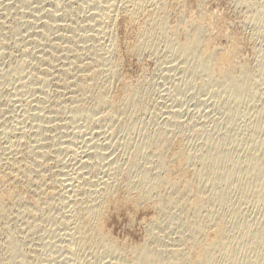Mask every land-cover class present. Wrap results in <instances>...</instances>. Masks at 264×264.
Listing matches in <instances>:
<instances>
[{
	"label": "rangeland",
	"instance_id": "rangeland-1",
	"mask_svg": "<svg viewBox=\"0 0 264 264\" xmlns=\"http://www.w3.org/2000/svg\"><path fill=\"white\" fill-rule=\"evenodd\" d=\"M97 1L0 0V163L2 162L0 164V178L3 181H0V187L2 186L0 190H8V192L9 188L12 190L11 197L8 196L9 192L3 198H0V264H22L25 258L26 264H118L119 261L123 264L130 257L126 249L143 242L145 243V241L147 244L149 242L150 246H158L160 243L158 247H165V249L171 244L176 248L179 247L178 244H180L179 248L185 247L181 245L183 243L182 237L183 239H187L186 236L188 235V238L190 237L193 225L187 224L193 223L195 218H202L204 215L203 220L201 218L198 220L203 222L207 228L212 223L210 222L211 219L209 221L210 216H213V213H219V210L220 212L227 211L226 208H228L229 203L230 206H236L238 208L236 209L241 214H238L239 216L236 214L238 218L234 216L237 219L233 217L235 221L249 219L248 221L255 226L256 223H261L264 219L260 215V212L264 215L263 210L261 211V207L264 209V197H257L254 192H251L252 189L255 191V187L252 188L250 182L247 184L250 185L246 187L247 189L249 187L246 191L241 188L238 189L236 186L237 181L243 180L242 178L235 179V183L234 178L230 179L233 183L229 179L224 184L216 183L218 172L212 169L208 170L210 167L207 166V168L198 160L188 162L187 166L184 164V169L180 168L181 170H179L177 167V170L174 167L177 165V160L174 159L176 156L173 152L182 151L186 155L190 153L189 155L192 156L194 153V156H197L199 153H202V150L203 152L206 150L205 147L203 148L204 142L221 141L224 138H232L233 134V137L236 136L235 134H238L239 143L237 141L235 144V142L232 143L230 141L231 144H226L225 149H227L226 151L232 158L243 156L244 149L249 144L247 142L253 139L252 135L254 134L252 128L250 129L252 124L249 123V120L253 121L254 115L258 111L257 106L261 97H258L259 101L253 99L254 101L257 100V102H254L248 96L241 95L239 100L234 103L231 99H226L227 95L225 93V95H222L223 93L220 92L218 97L216 91H221V84L218 82L219 85L215 82L213 85H204L205 79L203 77L205 76L203 72L201 74V72L192 70L194 65V59L192 58L195 57L189 55L187 58V56H183L180 52L178 53L177 46L181 40L186 38V30L189 31L188 33H191L196 26L194 24L201 21L200 18H202L201 27L203 26V29L201 28L200 31L203 33L200 32L201 43H206L209 40L208 42L212 41V47H216L214 49L218 54L215 53L214 63L217 64L219 62L218 57L225 53V56L234 65L232 72L234 76L238 74L239 70H246L245 72L257 73V77L261 79L264 75V0H141L143 7L141 8V12L137 13L135 22L133 21L132 23L128 19L129 12L126 10L127 6L131 5L132 0H111V3L109 0ZM104 1L109 4L104 3ZM93 2L95 3L93 4ZM124 2L125 5L128 2L129 4L125 6ZM113 3L116 4L114 5ZM101 4L104 8L100 6ZM94 5H99L97 11L101 9V12L102 9H105L109 5L110 7L113 6V9L116 10H113L112 7L110 10L109 7V13L112 18H104L101 16L100 11L94 13L96 11V6L94 7ZM163 5L167 8L165 9ZM111 11H114V14ZM256 12H260L259 18L257 20L251 19L253 13ZM92 14L96 15L94 16L96 18ZM162 14L165 16L163 17ZM97 15L100 17L98 18ZM150 15L151 17H149ZM147 17L150 19L148 18L147 20ZM206 17L208 18L206 19ZM190 18L194 19L193 22L191 20L193 24L190 22ZM195 18H199V20ZM96 19L99 20V24ZM100 22H103V25ZM185 22L191 23V27ZM143 23L146 28L143 26ZM156 23H162V26L165 23L166 27H164L170 26L168 28L172 30L175 28L173 32L177 34L169 30H167V33L164 30V33L160 25L157 24L159 25L158 27ZM100 24L101 27H99ZM216 24L218 25L216 26ZM140 30L143 31L141 37L142 33ZM183 30L185 31L183 32ZM146 34L149 35L147 36ZM164 34L167 36H164ZM168 35L173 37L170 36L168 38ZM135 36L139 37L140 41ZM163 36L165 37L164 39ZM145 38L148 39L147 42ZM169 39L171 43L168 42ZM101 46L108 49L111 47V51L107 48L104 49V47L101 48ZM102 52L106 56L105 54H101ZM98 55L99 57L97 58ZM101 55H103L102 58ZM93 56L97 59L95 60ZM104 57L107 58H105L107 61ZM216 58L218 59L216 60ZM94 60L95 62H91ZM86 62L88 63L86 64ZM100 62H103V65H111L112 63V66L107 65L108 67H105L101 65V67ZM106 62L108 63L106 64ZM22 64L23 66L20 68L19 66ZM86 65H89V67ZM96 65L97 68H95ZM85 66L87 67V71H91H88L90 74L85 71ZM98 66L100 69L104 68L105 72L102 69H98ZM93 68L94 71L96 70V73L92 71ZM108 69L109 71H106ZM116 73L118 75H115ZM262 80L264 79L262 78ZM125 82L128 83V86L133 85L134 87L133 97L130 101H128L130 93L122 88ZM260 89L261 92L259 90L258 93L264 96V89L261 87ZM96 95L98 97L105 96L99 99L105 98L103 100L108 101L107 104L103 103L102 100V102L98 100ZM221 97L223 98L221 99ZM111 101L114 103L113 105H111ZM256 103H258L257 106H254ZM245 125L249 129V133L248 129H245ZM168 129L170 132H167ZM241 130L245 132H241ZM257 133L254 136L257 138L262 137L261 132V135L259 132ZM20 137H22L21 141H18ZM157 141L158 144H156ZM161 141L164 142L161 143ZM159 143L163 144L161 148L158 146L160 145ZM14 144H17L15 145L16 148ZM10 149H14L15 151H10ZM8 152H13L14 155H11L13 153L9 155ZM97 152L101 155L98 156ZM152 155H156L159 160L160 158L163 160L162 166L175 160L173 163L176 165L173 166V170L172 167L167 165L169 168L166 166L167 168L164 167L163 171L165 172L166 169L171 172L175 171V173H172L174 174L173 176H182V181H179L181 184L184 180H187L190 187L197 185V183L198 187H192L190 190V187L185 184L177 185L175 183L177 186H181V188L182 186L183 188L185 187V189H181L175 186V184L168 188L162 183V185L157 183L159 187L156 186L153 193L159 191V194L155 195L152 193V197L154 198H150L151 200L142 201L138 206L121 200V198L124 199L126 191H124V188L126 189V184L123 183L124 177H129V182L132 179L136 181L138 175L145 171L146 168L151 175L153 174L151 172L161 176L164 174L161 172L162 169L160 171L157 170L162 168L159 165L161 160L158 162V158L156 160V157ZM162 155L165 156L162 157ZM9 157L11 158L10 160L7 159ZM15 158L18 160H14ZM11 160L15 162V166L11 163ZM17 161L19 163H16ZM130 161H133L136 165L132 166V171L130 170L132 173L129 172V175L125 171L129 163H132ZM173 163L171 162L170 165L172 166ZM227 163L228 161H226ZM15 167H18V171ZM139 167L142 168V171ZM200 167H204V171H201ZM11 168L13 172L14 170L16 171L14 173L11 172ZM19 169H23L22 172ZM184 171L186 174L182 175ZM196 171L198 175L194 176V174H197ZM199 171L204 172L203 174L201 173L203 176L200 175ZM207 171H210L211 175ZM81 172H84V174H79ZM176 172L178 173L176 174ZM78 174L80 175L78 176L79 178L76 176ZM124 174L125 176H123ZM6 175L8 176L6 177ZM207 175L210 176L208 177L211 184L209 180H205ZM72 176H76V180ZM211 177L214 178L215 184L219 186L213 187L214 184L212 185L213 180ZM12 178L14 179L11 182ZM83 178L85 182H82ZM101 180L103 182L100 184ZM107 180L108 183H106ZM109 181L112 183V187H117L113 189L111 187L113 193H116L114 195L111 192L112 194L105 201L108 204L104 202V205L106 204L104 211L106 212H104L102 218V226L107 239L112 242L114 241L116 246H114L115 249L113 248L114 251L112 248V251L107 250L105 246L99 243L89 246L87 244H84L85 246L81 245L82 241L78 240L80 239L78 235H76L77 241L80 244H77L76 236H71L75 238L72 239L70 235L74 231L75 221L72 218H75V212L79 211L78 205L85 204L82 200L86 195V202L91 197H96L97 194L94 192L100 191L103 186H107L106 184L111 185ZM190 181L192 182L191 185ZM206 181L210 186L206 184ZM113 182H115V185ZM187 182L184 181V183ZM133 183L135 182L133 181ZM201 183L204 184L202 185ZM136 184H138V180ZM186 186L189 188H186ZM205 186L210 187L211 192L213 188L214 190L216 188L217 191L223 190L221 192L229 203L225 199V203L227 204L222 207V204L210 201L209 199H215V197H212L214 190L209 194L210 197L207 194L210 193L209 189ZM176 187L178 191H176ZM199 187L201 191L203 188L205 190L208 189V192L205 191L206 195L209 196L208 200L205 194H200L205 192H201ZM3 188L6 189L4 190ZM163 189L165 190L163 191ZM169 189L171 194L169 193ZM184 190L186 191L183 203L182 199H179L181 200L179 201L177 196L180 193L182 194ZM192 190H195V194L192 193ZM175 192L179 194L177 195ZM12 193L14 194L13 197ZM196 194L201 195L200 197L204 200V204L202 205L204 209L199 208V211L193 212L190 207H186L188 205L186 202L191 200ZM158 195L160 196L158 197ZM165 195L164 200L162 196ZM182 195L184 196V193ZM204 195L206 198L203 197ZM116 196L120 198L116 199ZM155 196L157 197L155 198ZM173 197H176L179 202ZM113 198L116 199L114 202L111 200ZM157 198L158 200L161 198L160 200L162 201L159 200V202L163 203L164 206L162 207H166L164 210L161 205H154ZM166 198L169 199L167 200ZM75 199H80L79 201L82 203L80 202V204ZM155 199L156 201H154ZM77 201L78 204H75ZM152 201H154V204ZM256 201H258V204ZM175 203L177 205H174ZM184 204L186 209L184 208L183 210V206L181 205ZM218 204L222 208L220 207L219 209ZM262 204L263 206H261ZM156 206L157 210H155ZM215 209H217V212ZM190 212L194 214L195 218ZM207 212L210 214L208 215ZM258 217H261V219ZM68 218H70L69 221H71L73 227H70V222H67ZM153 218H155L154 221H152ZM63 219L69 223V228ZM234 219H232L233 222ZM204 220L210 222H207L208 226L204 223ZM228 220L230 219L225 220L226 223H228ZM62 221L65 223L66 228L62 225ZM188 226H190V229L187 228ZM67 228L70 229L72 233L67 231L71 234L66 231ZM151 232L152 234H150ZM155 234L158 237L160 236V239ZM10 235L14 237L18 246L16 253L13 251L9 252L7 249L6 242ZM178 235L181 236L180 239ZM155 238L160 241L157 245L155 244L157 242ZM67 239L68 241H66ZM72 246L74 247L71 248ZM244 250L241 248L238 251V254L240 252L239 255L241 256L238 258V263L236 264L240 263L239 259L241 258L242 264H246L245 261L249 259L245 255L246 252L242 254ZM238 254L237 257H239ZM223 261H221V264H226ZM227 264L229 263L227 262Z\"/></svg>",
	"mask_w": 264,
	"mask_h": 264
},
{
	"label": "bare ground",
	"instance_id": "bare-ground-1",
	"mask_svg": "<svg viewBox=\"0 0 264 264\" xmlns=\"http://www.w3.org/2000/svg\"><path fill=\"white\" fill-rule=\"evenodd\" d=\"M97 0H95V2H96ZM101 1V0H100ZM103 1V0H102ZM111 0H109V2H110ZM123 1H125V0H123ZM129 1H131V0H129ZM141 1V0H140ZM139 0H132L131 1V5L130 6H127L128 4H129V2H128V4L127 5H125V2H124V5L125 6H127L128 8H126V10L129 12V14H128V19H129V21L132 23L134 20H135V18H136V15H137V13H139V11L141 12V8L143 7L142 6V1L140 2ZM159 1V0H158ZM95 2H93V4L95 3ZM98 2V1H97ZM106 1H104V3H105ZM114 2V1H113ZM117 2V1H116ZM151 2H154V1H151ZM99 3V2H98ZM98 3H96V4H98ZM107 4H109L108 2H106ZM111 3V2H110ZM118 3V2H117ZM157 3V2H156ZM155 3V4H156ZM161 3V2H160ZM164 3V2H163ZM166 3V2H165ZM192 3V2H191ZM246 3V2H245ZM100 4V3H99ZM114 4V3H113ZM113 4H111V5H113ZM116 4V3H115ZM114 4V5H115ZM154 4V5H155ZM166 4H168V3H166ZM165 4V5H166ZM181 4V3H180ZM190 4V3H189ZM254 4V3H253ZM113 5V6H114ZM123 5V6H124ZM165 5H163V7L166 9L167 7H165ZM188 5V4H187ZM192 5V4H191ZM190 5V6H191ZM251 5V4H250ZM96 5H94V7H95ZM99 6V5H98ZM98 6H96L95 8V12L94 13H96V12H98V11H100L101 12V9H99L98 11H97V7ZM100 6H102V4L100 5ZM113 6H111L112 7V9H113ZM152 6V5H151ZM184 6V5H183ZM245 6V5H244ZM255 6V5H254ZM103 7V6H102ZM101 7V8H102ZM109 7H110V5L109 6H106L105 7V9H102V12L100 13L101 14V16L102 17H104V18H109V17H111L110 15V13H109V11L111 10V7H110V10H109ZM249 7H251V6H249ZM104 8V7H103ZM123 8V7H122ZM121 8V9H122ZM146 8V7H145ZM253 8V7H252ZM190 9H192V8H190ZM113 10H116V9H113ZM125 10V11H126ZM259 10V9H258ZM120 11H122V10H120ZM126 11V12H127ZM147 11V10H146ZM158 11V10H157ZM165 11V10H164ZM163 11V12H164ZM188 11V10H187ZM251 11V10H250ZM114 12V11H113ZM112 11H111V13H113ZM117 12H118V10H117ZM124 12V11H123ZM153 12H154V10H153ZM153 12H151V13H153ZM182 12H183V10H182ZM93 13V14H94ZM116 13V12H115ZM125 13V12H124ZM158 13V12H157ZM259 13L260 12H256V13H253V16L251 17V19H253V20H257L258 18H259ZM92 14V15H93ZM98 15H100L99 13H97ZM114 14V13H113ZM123 14V13H122ZM126 14V13H125ZM180 14H181V12H180ZM189 14V13H188ZM192 14V13H191ZM250 14H252V13H250ZM91 15V16H92ZM98 15H97V17H98ZM116 15V14H115ZM193 15V14H192ZM94 16H96V15H93V17ZM114 16V15H113ZM159 16H161V15H159ZM162 16L164 17L165 15H163L162 14ZM184 16V15H183ZM194 16V15H193ZM100 17V16H99ZM98 17V18H99ZM102 17H101V19H102ZM149 17H151V15L149 16ZM149 17H147V20H148V18ZM153 17V16H152ZM157 17V16H156ZM163 17H161V18H163ZM179 17V16H178ZM182 17V16H181ZM190 17V16H189ZM198 17V16H197ZM92 18V17H91ZM94 18H96V17H94ZM93 18V19H94ZM104 18L102 19V20H104ZM112 18V17H111ZM167 18V17H166ZM208 17H206V19H207ZM127 19V18H126ZM139 19V18H138ZM150 19V18H149ZM152 19V18H151ZM158 19V18H157ZM160 19V18H159ZM195 19H198L199 20V18H195ZM201 19V21H202V18H200ZM97 20V19H96ZM102 20H100V21H102ZM155 20V19H154ZM189 20V19H188ZM187 20V21H188ZM191 20H192V22H193V18L191 19L190 18V22H191ZM248 20V19H247ZM105 21V20H104ZM103 21V22H104ZM109 21H111V20H109ZM152 21V20H151ZM165 21V20H164ZM181 21V20H180ZM197 21V20H196ZM201 21H198V22H196V24H194V25H196L195 26V28L191 31V29H190V25H191V23L189 24L188 22H185V23H187V24H189V29H190V31H191V33H188L189 31L188 30H186L187 31V36H186V38L184 39V40H181L180 41V43H178V46L175 44V46H177V48H178V53L180 52L183 56H187V58H188V56L189 55H192V57H195V58H192V59H194V65H193V69L192 70H194V71H196V72H201V74H202V72H203V74H204V76L205 77H203L204 79H205V81H204V85H206V86H209V85H213L215 82L216 83H218L221 87H222V89H221V91H219L218 90V92L216 91V93H218L217 94V96L219 97V95H220V92L221 93H223L222 95H227V97H226V99L227 98H229V99H231L232 100V102L234 103V102H237V100H239V98H240V96L241 95H246V96H248V98H251L252 100L253 99H257L258 100V97L260 98L261 97V99H260V101L258 102V103H256L254 106H257V104H258V106H257V113H256V115H254V118H253V121H250L249 120V123H251L252 124V127H250V129L252 128V132L255 134V135H257L258 133L257 132H261L262 133V137H256V136H254V134L252 135L253 137V139L252 138H250V139H252V140H250V142H247V143H249L248 144V146L244 149V154H243V156H241V157H236V158H232L230 155H229V153L226 151L227 149H225L226 148V144H228V145H230L231 143H230V141L232 142V143H234L235 142V144H236V142L238 141V134H235L236 136L235 137H233L234 136V134H233V136H231L232 138H230V137H228L227 139H225L224 137H222V138H224V140H222L221 139V141H218V140H216L215 142H208V141H206V142H208V143H205L204 142V144H203V148L205 147V151L203 152V150H202V153H199V155H197V156H194V153H193V155L192 156H190L189 154H185V153H183L182 151H178V152H175V151H173L174 153V155L176 156V158H174V159H176L177 160V162H176V164H174L173 162L175 161H171L172 163H173V165L171 166L170 165V163L171 162H168L169 164H167V165H169L170 167H172V170L174 169V167H178L179 168V170H181L182 168H183V165L185 164H188V162H190V161H194V160H198V161H200L202 164H204L206 167L207 166H209L210 167V169L208 168V170H214V171H217L218 173H217V175H218V177L216 178V183H223L224 184V182L226 181V180H232L233 178H234V183L236 182V180L235 179H238V178H242L243 180H238L237 181V184H236V186L238 187V189L239 188H241L242 190H248L249 189V187H248V189L246 188L247 186H249L250 184H251V187L253 188V187H255V191H253L254 189H252L251 187V189H252V191L251 192H254L255 194H256V196L258 197V196H261V198H263L264 197V96L263 95H260L258 92H259V90H260V92H261V89H260V87L261 88H263L264 89V80H262V78L264 79V75L261 77V79H260V77L258 78L257 77V73H253V72H245V71H238V74H235L236 76H234L233 75V68H234V65H233V63L230 61V59L227 57V56H225L226 54L224 53L223 55H220L218 58H219V62L217 63V64H215L214 63V57H215V53H217V51H215V49H216V47H212V45H211V42L212 41H210V42H206V43H201V39H200V29L203 27H201V23L203 22H201ZM99 22V20H97V23ZM102 22V23H103ZM108 22V21H107ZM107 22H106V24H107ZM135 22V21H134ZM141 22H143V21H141ZM145 22V21H144ZM153 22V21H152ZM159 22V21H158ZM167 22V21H166ZM165 22V23H166ZM195 22V21H194ZM101 23V22H100ZM101 23V24H102ZM110 23V22H109ZM150 23V22H149ZM165 23H164V26L166 27V25H165ZM183 23V22H182ZM99 24V23H98ZM101 24L99 25V27H101ZM153 24H154V22H153ZM153 24H151V25H153ZM157 24H159L160 25V27H161V29H163L162 31L164 32V30L166 31V33H167V30H169L170 32L172 31H175V28H174V30H172V29H170V28H168V27H170V26H168L167 28H165L164 26H162L161 24L162 23H156V25ZM193 24V23H192ZM224 24V23H223ZM103 25V24H102ZM104 25H105V22H104ZM109 25V24H108ZM149 25V24H148ZM159 25H157L158 27H159ZM186 25V24H185ZM218 24H216V26H217ZM107 26V25H106ZM105 26V27H106ZM139 26V25H138ZM143 26H144V23H143ZM174 26V25H173ZM188 26V25H187ZM208 26V25H207ZM222 26V25H221ZM220 26V27H221ZM103 27V26H102ZM111 27V26H110ZM145 28H146V26H144ZM154 27V26H153ZM182 27V26H181ZM104 28V27H103ZM172 28V27H171ZM186 28V27H185ZM193 28V27H192ZM210 28H211V26H210ZM218 28V27H217ZM158 29V28H157ZM161 29H159V30H161ZM182 29V28H181ZM184 29V28H183ZM187 29V28H186ZM203 29V28H202ZM104 30V29H103ZM142 30H143V28H142ZM142 30H140V32L142 33H140L141 35H140V37L143 35V31ZM150 30H152L151 28H150ZM214 30V29H213ZM219 30V29H218ZM217 30V31H218ZM137 31H138V29H137ZM148 31V30H147ZM161 31V32H162ZM185 30H183V32H184ZM203 31V30H202ZM104 32V31H103ZM145 32V31H144ZM150 32V31H149ZM154 32V31H153ZM165 33V32H164ZM174 34H177V33H175V32H173ZM172 33V34H173ZM201 33H203V32H201ZM170 34V33H169ZM171 34V35H172ZM173 34V35H174ZM110 35V34H109ZM135 35H138V34H135ZM147 35V34H146ZM149 35V34H148ZM147 35V36H148ZM166 34H164V36H165ZM170 35V36H171ZM204 35V34H203ZM105 36H106V34H105ZM160 36V35H159ZM163 36V39L165 38ZM167 36V35H166ZM169 35H168V38L170 37ZM178 36V35H177ZM176 36V37H177ZM210 36V35H209ZM108 37V36H107ZM135 37H137V36H135ZM158 37V36H157ZM171 37H173V36H171ZM175 37V36H174ZM202 37V36H201ZM213 37V36H212ZM104 38V37H103ZM112 38V37H111ZM138 39L137 40H139V37H137ZM152 38H153V36H152ZM210 38V37H209ZM208 38V39H209ZM214 38V37H213ZM136 39V38H135ZM150 39V38H149ZM171 39V38H170ZM170 39H169V41L168 42H170L171 43V41H172V39H171V41H170ZM210 39H212V38H210ZM145 40H146V42H147V38H145ZM166 40V39H165ZM178 40H179V38H178ZM102 41H103V39H102ZM136 41V40H135ZM140 41V40H139ZM150 41V40H149ZM142 42V41H141ZM141 42H139V43H141ZM145 42V43H146ZM152 42H153V40L151 41V44H152ZM167 42V43H168ZM178 42V41H177ZM143 43H144V40H143ZM214 43V42H213ZM113 44V43H112ZM100 45V44H99ZM98 45V46H99ZM150 45V44H149ZM172 45V44H171ZM100 47V46H99ZM102 47H104V46H101V48ZM132 47V46H131ZM134 47H135V45H134ZM137 47H138V44H137ZM101 48H100V50H101ZM107 48V47H106ZM105 47H104V49H106ZM110 49H111V47H109ZM218 48V47H217ZM99 49V48H98ZM97 49V50H98ZM104 49H102L103 51H104ZM108 49V48H107ZM110 49H108L109 51H111ZM139 49H140V47H139ZM100 50H98V51H100ZM134 50V49H133ZM135 50H137V49H135ZM92 52V51H91ZM97 53V52H96ZM105 53H106V51H105ZM104 53V54H105ZM108 53V52H107ZM223 53V52H222ZM101 54H103V52L101 53ZM103 54V55H104ZM180 54V55H181ZM218 54V53H217ZM219 54H221V52H219ZM95 55V54H94ZM97 55V54H96ZM103 55H101V58H102V56ZM105 56H106V54H105ZM218 56V55H217ZM94 58H95V60L99 57V55L97 56V58L95 57V56H93ZM137 57V56H136ZM93 58V59H94ZM106 57H104V59H105ZM218 58H216V60L218 59ZM107 59V58H106ZM105 59V60H106ZM95 60L94 61H91V62H95ZM185 60H186V58H185ZM102 61V60H101ZM107 61V60H106ZM104 62V61H103ZM103 62L100 64V66L101 65H103ZM192 62V61H191ZM192 62V63H193ZM88 62H86V64H87ZM108 62H106V64H107ZM110 63V62H109ZM191 63V64H192ZM260 64H262L261 62H259ZM92 64V63H91ZM99 64V63H98ZM105 64V63H104ZM108 65V64H107ZM107 65H103V66H107ZM110 65V64H109ZM108 65V66H109ZM263 65V64H262ZM21 66H23V64L22 65H20L19 67L21 68ZM82 66V65H81ZM87 66V65H86ZM85 66V71L86 72H88L87 70H86V68L87 67H89V65L86 67ZM93 66V65H92ZM107 66V67H108ZM110 66H112V63H111V65ZM118 66V65H117ZM260 66V65H259ZM91 67V66H90ZM102 67V66H101ZM240 67V66H239ZM244 67V66H243ZM260 67H262V66H260ZM92 68V67H91ZM95 68H97V65H96V67ZM111 68V67H110ZM116 68V67H115ZM244 68H246V67H244ZM98 69H100L99 68V66H98ZM102 69V68H101ZM100 69V70H101ZM112 69V68H111ZM110 69V70H111ZM99 70V71H100ZM93 72H95L96 73V70L94 71V68H93V70H92ZM102 71L103 72H105V70H104V68L102 69ZM106 71H109V69L108 70H106ZM236 71V72H237ZM89 72H91V71H89ZM88 72V74H90ZM97 72H98V70H97ZM113 72V71H112ZM110 73H111V71H110ZM114 73V72H113ZM112 73V74H113ZM118 73V72H117ZM115 74V75H118V74ZM260 73V72H259ZM93 74V73H92ZM261 74H259V76H261ZM95 75V74H94ZM93 75V77H95ZM98 75H99V73H98ZM114 75V76H115ZM198 75V74H197ZM113 76V75H112ZM93 77L92 76H90V78L91 79H93ZM116 77V76H115ZM127 81V80H126ZM86 83V82H85ZM124 83V82H123ZM87 84V83H86ZM94 84H96V83H94ZM217 84V85H218ZM135 85V84H134ZM216 85V84H215ZM83 86V85H82ZM87 86H91V85H87ZM86 86V87H87ZM123 86V85H122ZM219 86V87H220ZM93 87V86H92ZM95 87V86H94ZM97 88V87H96ZM123 89H125L128 93H130L129 95H130V98L128 99V101H130L131 99H132V97H133V90H134V87H133V85H131V86H128V83H126L125 82V84H124V87H122ZM220 89V88H219ZM124 90V91H125ZM86 91V90H85ZM96 91V90H95ZM123 91V90H122ZM92 92V91H91ZM96 93V92H95ZM102 93V92H101ZM225 93V94H224ZM263 93H264V91H263ZM97 94V93H96ZM100 94V93H99ZM92 95V94H91ZM98 95V94H97ZM96 95V96H97ZM105 95V94H104ZM124 95V94H123ZM100 96V95H99ZM106 96V95H105ZM105 96H100V97H105ZM98 97V96H97ZM100 97H98V100H102L103 101V103H106L107 104V102L105 101V100H103V99H105V98H101V99H99ZM126 97V96H125ZM129 97V96H128ZM123 98V97H122ZM127 98V97H126ZM126 98H124V99H126ZM223 97H221V99H222ZM257 100H255L256 102H257ZM99 101V102H100ZM101 101V102H102ZM117 101V100H116ZM126 101H127V99H126ZM227 101V100H226ZM254 101V100H253ZM254 101V102H255ZM115 102V101H114ZM97 103V102H96ZM110 103H112L111 105H113L114 103L111 101ZM116 103V102H115ZM120 103V102H119ZM223 103V102H222ZM225 103V102H224ZM98 104H101V103H98ZM110 105V104H109ZM102 106V105H101ZM108 106V105H107ZM116 106V105H115ZM114 106V107H115ZM230 106V105H229ZM253 106V107H254ZM112 107V106H111ZM232 107V106H231ZM254 109H256V107H254ZM78 110V109H77ZM231 110V109H230ZM79 111V110H78ZM255 113V112H254ZM250 117V116H249ZM251 120H252V118H250ZM250 124V125H251ZM246 126V125H245ZM168 127V126H167ZM172 129V128H171ZM170 129V130H171ZM245 129H248V127L246 126V128ZM244 129V130H245ZM179 130V129H178ZM23 131V130H22ZM196 131V130H195ZM240 131V130H239ZM246 132H247V130H245ZM245 131H242L241 130V132H245ZM167 132H170L169 131V129H168V131ZM173 132V131H172ZM252 132H251V134H252ZM165 133H166V131H165ZM239 133V132H238ZM248 133H249V129H248ZM261 133H260V135H261ZM167 134V133H166ZM243 134H245V133H243ZM241 135V134H240ZM239 135V136H240ZM259 135V136H260ZM22 136H23V134H22ZM180 136V135H179ZM223 136V135H222ZM243 136V135H242ZM241 136V137H242ZM249 136H251V135H249ZM240 137V138H241ZM21 138L22 137H20V139L18 140V141H21ZM165 138V137H164ZM182 138V137H181ZM239 138V139H240ZM244 138V137H243ZM248 138V137H247ZM242 139V138H241ZM240 139V140H241ZM24 140V139H23ZM161 140H163V139H161ZM180 140V139H179ZM242 140H244V139H242ZM17 141V142H18ZM249 141V140H248ZM162 142H164V141H161V143ZM169 143V142H168ZM238 143H239V141H238ZM12 144V143H11ZM18 144V143H17ZM17 144H14V146L15 145H17ZM23 144V143H22ZM156 144H158V141H157V143ZM160 144V143H159ZM235 144H233V145H235ZM19 145H20V143H19ZM96 145V144H95ZM94 145V146H95ZM163 145V144H162ZM161 144L160 145H158L160 148H161V146H162ZM178 145V144H177ZM177 145H176V147H177ZM181 145H183V144H181ZM12 146V145H11ZM93 146V147H94ZM157 146V145H156ZM155 146V147H156ZM236 146V145H235ZM239 146V145H238ZM8 147V146H7ZM96 147V146H95ZM4 148V147H3ZM10 148V147H9ZM13 148V147H12ZM11 148V149H12ZM15 148H16V146H15ZM10 149V151H15L14 149L13 150H11ZM95 149V148H94ZM175 149V148H174ZM197 149V148H196ZM17 150V149H16ZM18 151V150H17ZM21 151V150H20ZM138 151V150H137ZM1 152V151H0ZM4 152H7V151H4ZM152 152H154V151H152ZM190 152V151H189ZM199 152V151H198ZM9 153V155H10V153H13V152H8ZM98 153V156L99 155H101V154H99V152H97ZM137 153V152H136ZM155 153H157V151H155ZM164 153V152H163ZM162 153V154H163ZM187 153V152H186ZM196 153H197V151H196ZM1 154V153H0ZM154 154V153H153ZM11 155H14V153L13 154H11ZM26 155V154H25ZM171 155V154H170ZM5 156V155H4ZM97 156V155H96ZM134 156H135V154H134ZM150 156V155H149ZM152 156H154V155H152ZM157 156H159V155H157ZM160 156H161V154H160ZM163 156H165V155H162V157ZM171 156H173V155H171ZM15 157V156H14ZM13 157V158H14ZM154 157H156V155L154 156ZM153 157V158H154ZM174 157V156H173ZM157 158L158 157H156V160H157ZM4 159V158H3ZM8 160H10L11 158L9 157V158H7ZM135 159V158H134ZM163 159V158H162ZM169 159H171V157H169ZM173 159V158H172ZM8 160H6L7 162H8ZM14 160H18V159H14ZM132 160V159H131ZM146 160H149V159H146ZM155 160V159H154ZM160 160H161V158H160ZM159 160V158H158V162L160 161ZM165 160H167V159H165ZM164 160V161H165ZM0 161H1V159H0ZM12 161V160H11ZM133 161H135V160H133ZM133 161H130V162H132L131 164L129 163V166L126 168V171H125V173L126 174H129V172H130V170L132 171V166L134 167L135 165H136V163H134ZM162 161L163 160H161L160 162H159V165L162 167V168H159V169H157V170H161L162 169V171L161 172H163L162 174V176L161 175H158V174H154V172H151V173H153L152 175L151 174H149V170L146 168V170L145 169H143V170H145V171H143V172H141L142 171V168L141 167H139L140 169H141V174H139L138 175V177H137V179H136V181L138 180V184H136V181L135 180H133L132 179V181L131 182H129V177L127 178V177H124V182L123 183H125L126 184V189L124 188V191H125V197H124V199L123 198H121V200H124L125 202H130L131 204H133V205H139L142 201H147L148 199L149 200H151L150 198H154V197H152L153 195H152V193H153V190L155 189V187L157 186V183L159 184H163V185H165V187H168L169 188V186H172L173 184H180V185H182V184H185V185H187V186H189V184H188V182H187V180H184L185 182H187V183H184V181L182 182V184L179 182V181H182V176L181 177H177L178 175H175V176H173L174 174H172V173H175V171L174 172H171V171H169V170H165V172L163 171V168L164 167H166L167 165H163L162 166ZM226 161H228V163L226 164ZM229 161H230V163H229ZM111 162H113V161H111ZM136 162V161H135ZM155 163H156V161H154ZM2 163V162H1ZM0 163V164H1ZM10 163V162H9ZM11 163H13V165L15 166V162L14 161H12ZM16 163H19V161H17ZM26 163V162H25ZM164 163V162H163ZM192 163V162H191ZM113 164V163H112ZM135 164V165H134ZM157 164V163H156ZM165 164H166V162H165ZM199 164V163H198ZM5 165V164H4ZM7 165V164H6ZM12 165V164H11ZM154 165V164H153ZM159 165H157L158 167H159ZM174 165H176V166H174ZM22 166V165H21ZM86 166H88V165H86ZM89 166H90V164H89ZM92 166V165H91ZM155 166V165H154ZM153 166V167H154ZM174 166V167H173ZM187 166V165H186ZM1 167V166H0ZM19 167V166H18ZM17 167V168H18ZM157 167V168H158ZM168 167V166H167ZM166 167V168H167ZM193 167V166H192ZM9 168V167H8ZM12 168H13V166H12ZM12 168L10 169L11 170V172H13L12 171ZM16 167H15V169H17ZM22 168V167H21ZM20 168V169H21ZM23 168H25L24 166H23ZM111 168V167H110ZM169 168V167H168ZM178 168H177V170H178ZM181 168V169H180ZM201 168V171H204L203 169H204V167L202 168V167H200ZM19 169V171H21L22 172V170H20ZM113 169V168H112ZM151 169V168H150ZM184 169V168H183ZM193 169V168H192ZM9 170V169H8ZM9 170V171H10ZM25 170H27V169H25ZM90 170V169H89ZM93 170V169H92ZM100 170V169H99ZM154 171H157V170H155V169H153ZM186 170V169H185ZM196 170V169H195ZM200 170V169H199ZM16 170H14V172H15ZM17 171H18V169H17ZM113 171H115V170H113ZM159 171H158V173H159ZM197 171H198V169H197ZM197 171H196V173H197ZM213 171V172H214ZM13 172V173H14ZM25 172V171H24ZM27 172V171H26ZM109 172V171H108ZM208 172V171H207ZM210 172V171H209ZM208 172V173H209ZM2 173V172H1ZM8 173V172H7ZM18 173V172H17ZM130 173H132V172H130ZM155 173H157V172H155ZM178 172H176V174H177ZM180 173V172H179ZM182 173H184V174H182V175H185L186 173H185V171L184 172H182ZM199 173H200V175H202L204 172H200L199 171ZM202 173V174H201ZM212 173V172H211ZM6 174V173H5ZM4 174V175H5ZM11 174V173H10ZM10 174H8V175H10ZM79 174H84V172H81V173H79ZM76 175L77 177L78 176H80V175ZM86 174V173H85ZM95 174V173H94ZM109 174V173H108ZM119 174V173H118ZM207 174V173H206ZM205 174V175H206ZM8 175H6V177L8 176ZM117 175V174H116ZM130 175V174H129ZM135 175V174H134ZM197 176L198 175V173L197 174H194V176ZM209 175H211L210 173H209ZM209 175H207L206 176V178H205V180H209L210 178V176ZM11 176V175H10ZM76 176L74 177V176H72L73 178H75V180H76ZM82 176V175H81ZM123 176H125V174L123 175ZM127 176V175H126ZM189 176V175H188ZM203 176V175H202ZM209 176V177H208ZM213 176V175H212ZM5 177V178H6ZM111 177V176H110ZM184 177V176H183ZM199 177V176H198ZM4 178V177H3ZM79 178V177H78ZM98 178V177H97ZM105 178V177H104ZM103 178V179H104ZM127 178V179H126ZM208 178V179H207ZM1 179V178H0ZM14 178H12L11 179V182H12V180H13ZM110 179V178H109ZM186 179V178H185ZM188 179V178H187ZM211 179L213 180L212 182V185H213V187H216V185L217 184H215V180H214V178H212L211 177ZM246 179V180H245ZM10 180V179H9ZM16 180V179H15ZM14 180V181H15ZM81 180V179H80ZM87 181H88V179H86ZM99 180V179H98ZM114 180H115V178H114ZM113 180V181H114ZM231 180H230V182H231ZM245 180V181H244ZM1 182H3L2 181V179L0 180ZM6 181V180H5ZM7 181H8V179H7ZM123 181V180H122ZM133 181L135 182V183H133ZM82 182H85L84 181V178H83V181ZM101 182H103L102 180L100 181V184H101ZM112 182V181H111ZM177 182H179V183H177ZM191 182V181H190ZM228 182V181H227ZM226 182V183H227ZM248 182H250V184L249 185H247L248 184ZM7 183V182H6ZM90 183H91V181H90ZM94 183V182H93ZM92 183V184H93ZM97 183V182H96ZM95 183V184H96ZM106 183H108V180L106 181ZM105 182H104V184H106ZM117 183V182H116ZM197 183V182H196ZM205 183V182H204ZM204 183H201L202 185L204 184ZM209 183H210V180H209ZM231 183H233V182H231ZM3 184V183H2ZM1 184V185H2ZM78 184V183H77ZM76 184V185H77ZM80 184V183H79ZM82 184V183H81ZM98 184V183H97ZM109 184H111V185H108V184H106L107 186H103V188H99L100 189V191L99 190H97L98 192H94V193H96L97 195H96V197L94 196V197H91V199L89 200L88 199V201L86 202V196H85V198L82 200V201H84L85 202V204L83 205H78L79 206V211H77V212H75L76 213V217L74 218H72V216H71V218H72V220H74L75 222V224H74V227L71 225V221H69V219L70 218H68L67 220V222H70V224L69 223H67L66 222V220H64L63 219V221L65 222V223H67V225L66 226H68V224L70 225V227H73V233L70 231V229H68L69 228V226H68V228L66 229V231L68 230V231H70V232H68V233H70L71 235H70V237L71 236H73V235H78V237L80 238V239H78L77 238V236H76V241H77V239L78 240H81L82 241V243H81V245H84V244H87L88 246L89 245H92V244H95V243H99V244H101V245H103V246H105L106 247V249L107 250H111V248L113 249L114 248V246H115V244H114V241L112 242L111 240H109V239H107V237H106V234L104 233V231H103V224H102V218H103V215H104V212H106V211H104V206L106 205H104V202L109 198V195L110 194H112L113 193V191H112V189L114 188V187H117V186H113L112 187V183H110V181H109ZM113 184L115 185V182H113ZM159 184V185H160ZM161 184V185H162ZM175 184V186H177ZM192 184V182L190 183V185ZM206 184H207V181H206ZM211 184V183H210ZM210 184L208 185V186H210ZM222 184V185H223ZM75 185V186H76ZM117 185V184H116ZM166 185H168V186H166ZM197 185H198V183H197ZM197 185H195L196 186V188L198 187ZM201 185V186H202ZM221 185V184H220ZM78 186V185H77ZM82 186V185H81ZM101 186V185H100ZM122 186H124V184H122ZM174 186V185H173ZM186 186V188H189V187H187ZM194 185L193 186H191L190 187V190L192 189V187H195ZM217 186H219V185H217ZM2 187V186H1ZM0 187V188H1ZM71 187H73V186H71ZM79 188H80V186H78ZM93 187H94V184H93ZM96 187V186H95ZM111 187H112V189H111ZM139 187V188H138ZM157 187H159V186H157ZM162 187V186H161ZM177 187H179V186H177ZM177 187H176V191H178L177 190ZM203 187V186H202ZM205 187H207V186H205ZM212 187V186H211ZM9 188V187H8ZM7 188V189H8ZM119 188V187H118ZM120 188H122V187H120ZM122 188V189H123ZM164 188V187H163ZM167 188V189H168ZM179 188H181V186L179 187ZM182 188H183V186H182ZM181 188V189H182ZM200 188V187H199ZM208 188V187H207ZM246 188V189H245ZM4 190L6 189V188H3ZM10 190H9V192H8V190L7 191H1L0 190V198H3L5 195H7L8 193H9V195L8 196H10L11 195V188H9ZM72 189V188H71ZM94 189V188H93ZM116 189V188H115ZM157 189V188H156ZM166 189V190H167ZM183 189H185V187L183 188ZM194 189V188H193ZM209 189V192L210 193H207L208 195L209 194H211L212 192H213V190H214V188L212 189V192H211V189H210V187L208 188ZM208 189H204L203 188V190L201 191V188H200V191L201 192H205V191H207ZM218 189H220V188H218ZM75 190V189H74ZM80 190V189H79ZM118 190V189H117ZM116 190V191H117ZM158 190H159V188H158ZM162 190V189H161ZM165 189H163V191H164ZM189 189H188V191H190ZM196 190V189H195ZM195 190H192L191 192L192 193H194V191ZM242 190H240V191H242ZM92 191V190H91ZM94 191V190H93ZM96 191V190H95ZM169 191H170V189H169ZM173 191H174V189H173ZM172 191V192H173ZM181 191V190H180ZM185 191L186 190H184V192H182V194L184 193V196L180 193V195H178L179 193H176L178 196V200L179 199H182V201H183V203H184V197H185ZM197 191H199V190H197ZM220 191V190H219ZM219 191H217L216 190V188H215V190H214V192H213V195H212V197L214 198L215 197V199L214 200H216V201H214V200H211V199H209L210 201H213V203H215V202H217V203H219V204H222V207H224V205L226 206V204L227 203H225V197H224V195H223V193L221 192V191H223V190H221L220 192ZM78 192V191H77ZM112 192V193H111ZM121 192V191H120ZM159 191H156V193L154 192L153 194H159L158 193ZM208 192V191H207ZM76 193V192H75ZM74 193V194H75ZM80 193V192H79ZM93 193V192H92ZM114 193H116V192H114ZM113 193V194H114ZM122 193V192H121ZM162 193V192H161ZM161 193H160V195H161ZM170 194H171V191L169 192ZM174 193V194H175ZM187 193V192H186ZM192 193H190V194H192ZM200 193V192H199ZM221 193V194H220ZM250 193V192H249ZM249 193H248V195H249ZM170 194H169V196H170ZM173 194V193H172ZM175 194V195H176ZM195 194V193H194ZM197 194H198V192H197ZM194 195V197L191 199V200H188L186 203H188V205H186V207H190L191 208V210L193 211V212H197V210L199 209V208H202V205L204 204V200L199 196V195ZM200 194H205L206 195V192L205 193H200ZM254 194V195H255ZM18 195V194H17ZM23 195V194H22ZM72 195V194H71ZM95 195V194H94ZM115 195V194H114ZM119 195V194H118ZM121 195V194H120ZM123 195V196H124ZM160 195H158V197L160 196ZM174 195V196H175ZM187 195V194H186ZM188 195H189V193H188ZM205 195L203 196V197H205ZM208 195H206V199L208 200V197L210 196H208ZM251 195H252V193H251ZM8 196H6L7 198H8ZM14 196V194L12 193V197ZM16 196V195H15ZM78 196V195H77ZM91 196H93L92 194H91ZM113 196V195H112ZM168 196V195H167ZM168 196V197H169ZM193 196V195H192ZM253 196V195H252ZM11 197V196H10ZM80 197H82V196H80ZM89 197H90V194H89ZM118 196H116V199H119L120 197H118ZM157 196H155V198H156ZM165 197H166V195L165 196H162V198H164V200H165ZM191 197V196H190ZM211 197V196H210ZM17 198V197H16ZM93 198V199H92ZM115 198V197H114ZM111 199V200H113V202L116 200V199ZM174 198V197H173ZM188 198V197H187ZM212 198V199H213ZM256 198V197H255ZM5 199V198H4ZM4 199H2V200H4ZM81 199V198H80ZM79 199V200H80ZM161 198H159V200H160ZM167 199V198H166ZM169 199V198H168ZM167 199V200H168ZM174 199H176V197L174 198ZM173 199V201H175ZM189 199V198H188ZM264 199V198H263ZM263 199H262V202H263ZM71 200V199H70ZM75 200H78V199H75ZM78 200V201H79ZM159 200H158V198H157V201H156V199L154 200V201H156V204H154V201H152L153 202V204L154 205H161V207L162 206H164L163 205V203H160L159 202ZM171 200H172V198H171ZM177 199H176V201L177 202H179V201H181V200H179L178 201ZM227 200V199H226ZM73 201V200H72ZM78 201L75 203V204H78ZM123 201V202H124ZM160 201H162V200H160ZM259 201V200H258ZM258 201H256L257 202V204H258ZM3 202V201H2ZM81 201H79V203H80ZM110 202V201H109ZM167 202H170V201H167ZM176 202V203H177ZM227 202H228V200H227ZM4 203V202H3ZM82 203V202H81ZM80 203V204H81ZM105 203H107V202H105ZM144 203V202H143ZM164 203H165V201H164ZM171 203H172V201H171ZM170 203V204H171ZM174 204V205H177V204ZM181 203V202H180ZM229 203V202H228ZM108 204V203H107ZM151 204V203H150ZM152 204V205H153ZM167 204V203H166ZM218 204V205H219ZM261 204V203H260ZM16 205V204H15ZM178 205H180V204H178ZM208 205V204H207ZM214 205V204H213ZM229 206H227L228 208H226L227 209V211H221L220 212V207H221V205H219L218 207H219V213H217V214H214L213 213V216L211 215L210 216V218H209V221H210V219H211V221L210 222H212L209 226H208V224H207V222L208 223H210L209 221H205L204 220V223H206L207 224V228H206V226H205V224H203V222H201L200 220H198L199 218H201V217H197L198 219H196L195 218V216H194V214H191V212H190V214L191 215H193L194 216V222L193 223H188L187 225H192V228H191V234H190V237L188 238V236H186L185 234V236L187 237V239L186 238H184L183 239V237H182V242L184 243H182L181 245L183 246H185V247H183V248H179L180 247V244H178L179 245V247H175L174 245H170V246H168V248L167 249H165V247L163 248V247H161V248H163V249H165V250H163V249H161L160 247H158V246H160V241H159V237H158V235L157 234H155V235H157V237L159 238L158 240H156L157 238H155V240L157 241L155 244L157 245V243H159V245L158 246H150V244H149V242H148V244L146 243V241H145V243L143 242V243H141V244H138L137 246H133V247H128V245H127V249H126V251L127 252H129V254H130V257H129V260L126 262V263H123V264H221V261H225L226 262V264H227V262L229 263V264H236V263H238V258H240V256L241 255H239L240 254V252H239V254H238V251L239 250H241V248H243V249H245L244 250V252L242 253V254H244L245 252H246V257L247 258H249L247 261H245L246 262V264H264V219H263V221L261 222V223H256L255 224V226H253V224H251L248 220H245V219H241V220H236L235 221V219L234 218H236L237 216H236V214L238 215H241L240 213H239V211L237 210L238 208L236 207V206H234L233 204H231V205H233V206H230V203L228 204ZM11 206V205H10ZM68 206V205H67ZM157 206H156V209L155 210H157L158 208H157ZM166 206V205H165ZM181 206H183V210H184V206H185V204L184 205H181ZM215 206L217 207V205L215 204ZM261 206H263V204L261 205ZM260 206V207H261ZM160 207V206H159ZM168 207V206H167ZM170 207H172V206H170ZM204 207V206H203ZM215 207V208H216ZM221 207V208H222ZM106 208H107V206H106ZM106 208H105V210H106ZM153 208V207H152ZM166 208V207H165ZM164 207H162V209L164 210L165 209ZM225 208H224V210H225ZM237 208V209H236ZM264 208V207H263ZM70 209V208H69ZM160 209V208H159ZM181 209H182V207H181ZM186 209V208H185ZM202 209H204V208H202ZM201 209V210H202ZM74 210V209H73ZM72 210V211H73ZM188 210H190V209H188ZM188 210H186V211H188ZM216 210V212H217V209H215ZM263 210V213H264V209H262V207H261V211ZM3 211H5V210H3ZM14 211V210H13ZM68 211V210H67ZM76 211V210H75ZM160 211H161V209H160ZM199 211V210H198ZM6 212V211H5ZM5 212H3V213H5ZM157 212V211H156ZM164 212V211H163ZM192 212V213H193ZM201 212V211H200ZM210 212V211H209ZM212 212V211H211ZM214 212V211H213ZM3 213H1L2 215H3ZM158 213V212H157ZM188 213V212H187ZM208 213V212H207ZM206 213V214H207ZM6 214V213H5ZM68 214H69V212H68ZM161 214V213H160ZM210 213H208V215H209ZM7 215V214H6ZM71 215H72V212H71ZM73 215V216H74ZM199 215V214H198ZM238 215V216H239ZM260 215H262L263 217H264V215L263 214H261V212H260ZM65 216V215H64ZM199 216H201V215H199ZM234 216H236V217H234ZM245 216V215H244ZM68 217H69V215H68ZM186 217V216H185ZM227 217V218H226ZM234 217V218H233ZM262 217V218H263ZM15 218V217H14ZM66 218V217H65ZM157 218V217H156ZM188 218H190V217H188ZM203 218H204V215H203V217L201 218L202 220H203ZM205 218H206V216H205ZM238 218V217H237ZM236 218V219H237ZM243 218V217H242ZM245 218V217H244ZM258 218H260L261 219V217H258ZM6 219V218H5ZM154 219L155 218H153L152 219V221H154ZM208 219V218H207ZM226 219H230V220H228V223H226V221L225 220ZM232 219H234V222L232 221ZM251 219V218H250ZM157 220V219H156ZM183 220V219H182ZM254 220V219H253ZM252 220V221H253ZM63 221H62V223H63ZM183 221H185V220H183ZM193 221V220H192ZM230 221V222H229ZM258 221V220H257ZM7 222V221H6ZM179 222V221H178ZM255 222V221H254ZM258 222H260V221H258ZM65 223H63L62 225L63 226H65ZM72 224H73V221H72ZM182 224H184V223H182ZM5 225V224H4ZM179 225H181V224H179ZM178 225V226H179ZM190 225V226H191ZM66 226L64 227V228H66ZM184 226H185V224H184ZM190 226H188L187 228H189ZM186 227V226H185ZM181 228H183V227H181ZM72 229V228H71ZM176 229V228H175ZM186 229V228H185ZM184 229V230H185ZM190 229V228H189ZM189 229H187L188 231H189ZM186 231V230H185ZM66 233V232H65ZM67 233V234H68ZM181 233V232H180ZM185 233V232H184ZM150 234H152V232L150 233ZM182 234V233H181ZM69 235V234H68ZM67 235V236H68ZM154 236V235H153ZM152 236V238L154 239V237ZM179 236V235H178ZM184 236V237H185ZM150 237H151V235H150ZM169 237V236H168ZM69 238V237H68ZM72 238V237H71ZM162 238V237H161ZM181 238V236H179V239ZM70 239V238H69ZM72 239H75L74 237L72 238ZM161 240H163V239H161ZM173 240V242H175L174 241V239H172ZM171 240V241H172ZM66 241H68V239L66 240ZM181 241V240H180ZM75 242V241H74ZM155 242V241H154ZM153 242V243H154ZM178 242V241H177ZM7 249H8V251L9 252H11V251H13V252H17L18 251V249H17V243H16V241H15V239H14V237L13 236H11L10 235V237H8V239H7ZM66 243V242H65ZM73 243V242H72ZM80 244V242H78L77 241V244ZM117 243V242H116ZM168 243V242H167ZM181 243V242H180ZM152 244V243H151ZM175 244V243H174ZM98 245V244H97ZM125 245V244H124ZM161 245H162V243H161ZM164 245V244H163ZM65 246V245H64ZM85 246V245H84ZM118 246V245H117ZM121 246H122V244H121ZM126 246V245H125ZM167 246V245H166ZM172 246H174V247H172ZM68 247H69V245H68ZM74 246H72L71 248H73ZM78 247V246H77ZM116 247V246H115ZM94 248H95V246H94ZM98 248V247H97ZM100 248V247H99ZM120 248V247H119ZM118 248V249H119ZM75 249V248H74ZM82 249H84V248H82ZM115 249V248H114ZM114 249H113V251H114ZM70 250V249H69ZM72 250V249H71ZM79 251V250H78ZM104 251V250H103ZM102 251V252H103ZM112 251V250H111ZM120 251V250H119ZM119 251H118V253H119ZM125 251V252H126ZM111 253V252H110ZM110 253H108V254H110ZM113 253V252H112ZM123 253V252H122ZM237 254L239 255V257H237ZM118 256H119V254H117ZM110 256H111V254H110ZM244 256V255H243ZM114 257L115 258H117L115 255H114ZM245 257V258H246ZM121 258H123V257H121ZM126 258V257H125ZM222 260H221V259ZM24 259V258H23ZM22 259V260H23ZM112 259H113V257H112ZM25 260H26V258L23 260L24 261V263H22V264H26L25 263ZM110 260V259H109ZM117 260V259H116ZM119 260V259H118ZM221 260V261H220ZM107 261V260H106ZM106 261H105V263H106ZM223 261V262H224ZM239 261H240V263L239 264H242V258L241 259H239ZM102 262V261H101ZM120 262V261H119ZM118 262V264H121V262L119 263ZM124 262V261H123ZM244 262V263H245ZM109 263H111V262H109ZM116 263V262H115ZM108 264V263H107ZM113 264V263H112ZM224 264V263H223Z\"/></svg>",
	"mask_w": 264,
	"mask_h": 264
}]
</instances>
